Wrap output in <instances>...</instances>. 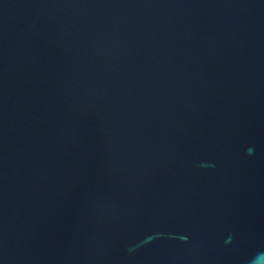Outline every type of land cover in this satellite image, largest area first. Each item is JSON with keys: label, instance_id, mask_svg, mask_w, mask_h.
<instances>
[{"label": "water", "instance_id": "water-1", "mask_svg": "<svg viewBox=\"0 0 264 264\" xmlns=\"http://www.w3.org/2000/svg\"><path fill=\"white\" fill-rule=\"evenodd\" d=\"M0 264H264V0H0Z\"/></svg>", "mask_w": 264, "mask_h": 264}]
</instances>
